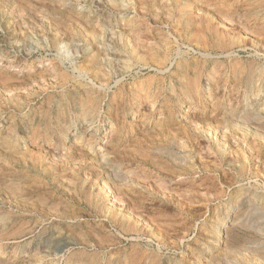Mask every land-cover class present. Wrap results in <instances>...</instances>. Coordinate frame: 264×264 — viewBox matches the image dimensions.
<instances>
[{"label": "rangeland", "instance_id": "rangeland-1", "mask_svg": "<svg viewBox=\"0 0 264 264\" xmlns=\"http://www.w3.org/2000/svg\"><path fill=\"white\" fill-rule=\"evenodd\" d=\"M252 1L0 0V264H264Z\"/></svg>", "mask_w": 264, "mask_h": 264}, {"label": "bare ground", "instance_id": "bare-ground-1", "mask_svg": "<svg viewBox=\"0 0 264 264\" xmlns=\"http://www.w3.org/2000/svg\"><path fill=\"white\" fill-rule=\"evenodd\" d=\"M208 1H209V0H208ZM240 1H241V4H242V2H244L245 0H240ZM251 1H252V0H251ZM251 1L249 0L250 4H251ZM258 1H259V0H253L252 2H254V4H255V3L257 4ZM262 1H263V0H262ZM260 2H261V1H260ZM260 2H259V3H260ZM246 3H247V2H245V4H243V5L245 6ZM259 3H258V4H259ZM261 3H262V2H261ZM261 3H260L259 5H261ZM208 4H209V3H208ZM239 4H240V3H239ZM248 5H249V4H248ZM262 5H264V4H262ZM262 5H261V6H262ZM251 6H252V5H251ZM240 7H241V9L244 8V7H242V6H240ZM240 7H239V8H240ZM259 7H260V6H259ZM262 7H263V6H262ZM262 7H261V9H263ZM250 8H251V7H250ZM257 8H258V6H257ZM253 9H254V8H253ZM227 10H228V9H227ZM255 10H256V9H255ZM259 10H260V9L258 8V11H259ZM222 11H223V9H222ZM242 11H244V10H242ZM260 11H261V10H260ZM262 11H264V10H262ZM231 12H232V11H231ZM248 12H249V11H248ZM254 12H257V11H254ZM257 13H258V12H257ZM241 14H242V13H241ZM258 14H259V13H258ZM245 15H246V13H245ZM249 15H250V14H249ZM241 16H242V15H241ZM250 16H251V15H250ZM255 16H256V14H255ZM255 16H254V17H255ZM257 16H258V15H257ZM250 19H251V18H250ZM261 20H262V19H261ZM246 21H247V20H246ZM250 21H251V20H250ZM255 23H256V22H255ZM248 24H249V23H248ZM258 24H259V23H258ZM254 25H256V24H254ZM194 29H195V28H194ZM258 31H259V30H258ZM260 31H261V30H260ZM193 33H194V32H193ZM195 33H196V32H195ZM197 33H198V32H197ZM258 33H259V32H258ZM252 34H253V33H252ZM254 34H256V33H254ZM262 36H263V35H262ZM216 37H217V36H216ZM218 37H219V35H218ZM200 38H201V37H200ZM213 38H214V37H213ZM263 38H264V37H263ZM228 40H229V39H228ZM230 40H231V38H230ZM223 41H224V40H223ZM220 42H221V40H220ZM215 43H216V42H215ZM224 44H226V43H224ZM234 44H235V42H234ZM198 45H199V44H198ZM211 45H212V44H211ZM215 45H216V44H215ZM217 45H218V44H217ZM220 47H221V46H220ZM92 62H93L92 64H95V63H96L95 59L92 60ZM96 64H97V63H96ZM100 64H101V63H100ZM94 66H95V65H94ZM96 67H97V66H96ZM92 68H93V67H92ZM252 71H253V70H252ZM239 72H240V71H239ZM241 72H243V70H242ZM194 73H196V72H194ZM250 73H251V72H250ZM196 74H197V73H196ZM239 74H240V73H239ZM193 75H194V74H193ZM251 75H252V74H251ZM246 77H247V76H246ZM196 79H197V78H196ZM252 79H253V78H252ZM245 80H246V79H245ZM192 81H193V80H192ZM197 81H198V80H197ZM248 81H249V80H247V82H248ZM198 82H199V81H198ZM249 83H250V82H249ZM246 86H247V85H246ZM0 174H1V173H0ZM2 175H4V174H2ZM255 251H256V250H255ZM259 260H260V259H259ZM263 260H264V259H263Z\"/></svg>", "mask_w": 264, "mask_h": 264}]
</instances>
